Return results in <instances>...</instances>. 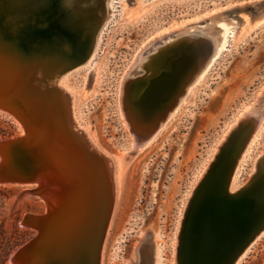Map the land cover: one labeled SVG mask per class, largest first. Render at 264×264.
I'll return each instance as SVG.
<instances>
[{"label":"water","instance_id":"obj_1","mask_svg":"<svg viewBox=\"0 0 264 264\" xmlns=\"http://www.w3.org/2000/svg\"><path fill=\"white\" fill-rule=\"evenodd\" d=\"M88 1L0 0V110L24 129L0 139V185L37 184L34 191L48 208L24 216L22 223L38 233L15 249L12 264H100L115 203L113 164L77 128L72 97L54 78L86 62L92 49L105 1ZM214 49L212 39H184L150 74L123 80L121 101L134 150L169 117ZM257 125L251 115L241 117L192 191L176 264H236L264 231V187L230 189ZM260 167L258 162L252 178ZM80 187L88 199L80 200L83 210L72 217L68 204Z\"/></svg>","mask_w":264,"mask_h":264},{"label":"rangeland","instance_id":"obj_2","mask_svg":"<svg viewBox=\"0 0 264 264\" xmlns=\"http://www.w3.org/2000/svg\"><path fill=\"white\" fill-rule=\"evenodd\" d=\"M112 3L92 57L54 78L72 97L78 128L113 164L115 203L100 264H176L192 191L241 117L252 107L264 109V0ZM194 24L211 25L214 37L223 24L230 27L229 43L151 145L135 151L121 101L123 80L147 44ZM253 116L258 125L238 159L232 190L250 182L264 155V113ZM23 132L17 119L0 110V139ZM36 187L0 185V264H12L15 249L38 233L22 223L28 213L48 211ZM244 254L236 264H264V233Z\"/></svg>","mask_w":264,"mask_h":264},{"label":"bare ground","instance_id":"obj_3","mask_svg":"<svg viewBox=\"0 0 264 264\" xmlns=\"http://www.w3.org/2000/svg\"><path fill=\"white\" fill-rule=\"evenodd\" d=\"M104 1H105L104 2L105 8H104V11L102 10V12H101L104 18L100 22L99 28H98V30H96V35L94 36V41H95L94 44L95 45H96V43H97L96 41H97L98 37L100 36V33L103 29V26L106 23V19L110 16V14L112 13V9H113L112 0H104ZM89 4L90 3L88 0H85V2L83 3V5H85V6H88ZM216 17H218V16H216ZM210 26L211 25H205V26L199 27L198 24L197 25L194 24L192 26L186 27L185 29H183V30H181L175 34L168 35L165 37H161L160 39H158L154 42H150L138 53L135 61L131 65L130 69L127 72V75L124 78L125 84H126V80H128L130 77L135 79L136 77L143 75L147 72H148V74H150L152 72V70L158 66L160 57L161 56L163 57L164 55L168 54L174 45H177L178 43H180L184 39L192 40V39H196L199 37L209 38V39H212V42H213L214 47H215L214 53L210 56V58L207 60V62L201 67L198 74L189 83V85L187 86V89L185 91V94L179 98L178 103L176 104L174 110L169 115V117L164 122H162L159 125L158 129L156 131H154V133H152V135H150L147 139H145L139 147H136L137 150L143 149L145 146L151 145V143L156 139L157 135L167 126L168 122H170V119L177 113L178 109L180 108V106L185 101L187 95L191 92V90H193V87L196 85V83H198L206 75L210 66L215 61L217 56L227 47V44L229 43V39H230V34L232 32L231 28L227 27L226 25L223 24L222 25L223 26L222 27L223 33L221 35H219L218 37H214L212 35L214 30L211 29ZM94 49H95V46L91 49L86 60H89L92 57V55L94 53L93 52ZM137 84L140 85L139 83H137ZM261 112L263 114L264 109H260L259 107L255 106V107H252L250 110H248L247 113H245V114L247 116L248 115L253 116V115H256L257 113H261ZM75 125L77 126V128L79 127V124L77 121H75ZM80 128L82 129V127H80ZM87 137H89V136H87ZM252 141H253V138H250V143H252ZM90 143L93 146L92 141H90ZM64 150L65 149H62L61 153H63ZM48 152H49V154L54 153V151H52V150H48ZM259 162L261 163V167L263 169L259 170L257 175H255L253 178L251 177V180L248 184H246L245 186H243L242 188H239V189L254 188V187H260V186L264 187V160L262 162L259 160ZM239 170H240V168H239ZM238 171L236 170L234 172V175H233L232 180L230 182V189L232 188V185L234 184L233 181H235V179L239 173ZM256 171H257V169H256ZM74 198H75V200H72L68 204V213H70L69 215L72 217L76 216V213L79 212L78 209L80 211L83 210V208L82 209L80 208L79 203H80V200L82 202V201H85L88 199V193L86 192V190L83 187H80V190L76 193V196L74 195ZM75 207L77 208V210H75ZM74 211L76 213H74ZM108 221L110 224V220H108ZM263 233H264V231L257 238H259Z\"/></svg>","mask_w":264,"mask_h":264}]
</instances>
